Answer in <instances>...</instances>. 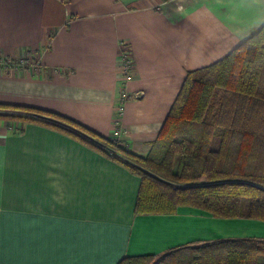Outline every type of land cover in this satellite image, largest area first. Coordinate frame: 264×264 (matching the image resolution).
<instances>
[{"label": "crops", "instance_id": "crops-1", "mask_svg": "<svg viewBox=\"0 0 264 264\" xmlns=\"http://www.w3.org/2000/svg\"><path fill=\"white\" fill-rule=\"evenodd\" d=\"M263 24L264 0H0V103L113 138L124 52L131 96L117 138L144 158L187 73ZM126 162L50 125L0 119V264H117L195 241L264 238L262 227L232 235L239 222L264 221L187 205L135 213L141 176Z\"/></svg>", "mask_w": 264, "mask_h": 264}, {"label": "trees", "instance_id": "trees-1", "mask_svg": "<svg viewBox=\"0 0 264 264\" xmlns=\"http://www.w3.org/2000/svg\"><path fill=\"white\" fill-rule=\"evenodd\" d=\"M0 119L50 125L109 156L120 152L141 176L135 213L170 214L187 205L264 221V24L221 59L187 73L144 158L45 109L0 103ZM117 264H264V238L195 241Z\"/></svg>", "mask_w": 264, "mask_h": 264}, {"label": "built area", "instance_id": "built-area-1", "mask_svg": "<svg viewBox=\"0 0 264 264\" xmlns=\"http://www.w3.org/2000/svg\"><path fill=\"white\" fill-rule=\"evenodd\" d=\"M18 63L23 64L24 63L23 59H19ZM118 69L121 74L122 83H121V88H119V93L116 96V104L114 110V120H113L114 131H113L112 139H116V140H118L117 135L119 133V125H120L119 119L121 118L123 113L124 103L127 100V98L131 96V94L128 92L127 84L132 79V74H131L132 63L124 54V52H122L120 55Z\"/></svg>", "mask_w": 264, "mask_h": 264}, {"label": "rangeland", "instance_id": "rangeland-1", "mask_svg": "<svg viewBox=\"0 0 264 264\" xmlns=\"http://www.w3.org/2000/svg\"><path fill=\"white\" fill-rule=\"evenodd\" d=\"M9 121H11V120H9ZM122 155V154H121ZM119 157V156H118ZM121 157V156H120ZM221 222V221H220ZM257 223V222H256ZM256 223H254V222H239V224H237L236 225V228H235V230H237V232L236 233H234V234H232L233 236H243V235H245V234H251V233H247L248 231H252V232H258V233H260L261 232V230H260V227H262V229H264V226H261V225H259V224H256ZM257 225H259L258 227H256L255 228V226H257ZM220 229H221V231H222V233L221 234H223L224 235V233H223V230H229L230 228L228 227V226H226L224 223H221L220 224ZM245 232V233H244Z\"/></svg>", "mask_w": 264, "mask_h": 264}]
</instances>
